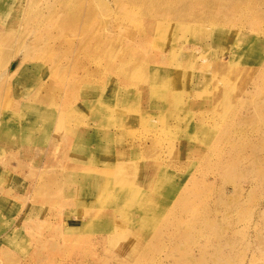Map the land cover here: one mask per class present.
<instances>
[{
    "label": "rangeland",
    "instance_id": "1",
    "mask_svg": "<svg viewBox=\"0 0 264 264\" xmlns=\"http://www.w3.org/2000/svg\"><path fill=\"white\" fill-rule=\"evenodd\" d=\"M0 264H264V0H0Z\"/></svg>",
    "mask_w": 264,
    "mask_h": 264
},
{
    "label": "bare ground",
    "instance_id": "2",
    "mask_svg": "<svg viewBox=\"0 0 264 264\" xmlns=\"http://www.w3.org/2000/svg\"><path fill=\"white\" fill-rule=\"evenodd\" d=\"M117 1H119V0H117ZM131 1H132V0H131ZM160 1H161V0H160ZM187 1H188V0H186V2H187ZM128 2H129V1H128ZM128 2H127V3H128ZM169 2H170V1H169ZM255 2H257V1H255ZM255 2H254V3H255ZM259 2H260V1H259ZM259 2H258V3H259ZM123 4H124V3H123ZM189 4H190V2H189ZM211 4H212V3H211ZM159 5H161V4H159ZM208 6H209V4H208ZM161 7H163V6H161ZM169 7H172V6H169ZM174 7H175V6H174ZM209 7H210V6H209ZM65 8H66L67 10H69V7H68V6H66ZM231 8H232V7H231ZM174 9H175V8H174ZM156 10H157V9H156ZM167 11H168V9H167ZM154 12H155V10H154ZM167 13H168V12H167ZM169 15H170V14H169ZM255 15H257V14H255ZM178 16H179V15H178ZM207 16H208V15H207ZM213 16H214V15H213ZM258 16H259V15H258ZM77 19H79V18H77ZM260 19H261V18H260ZM156 29H157V28H156ZM158 29H159V28H158ZM104 42H105V41H104ZM103 44H104V43H103ZM140 84H141V83H140ZM142 216H143V215H142ZM137 222H138V223L135 222V226H137V227H138L139 225H141L142 223H143V225L146 223V221L144 220V218H143L142 222H141V220H139V221L137 220ZM153 224H155V223H153ZM145 225H146V224H145ZM126 249H127V248H126ZM123 250L125 251V249H123Z\"/></svg>",
    "mask_w": 264,
    "mask_h": 264
}]
</instances>
